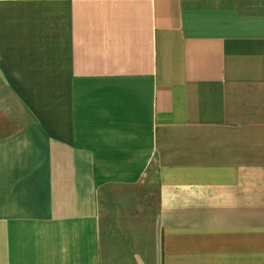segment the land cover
Masks as SVG:
<instances>
[{
	"label": "crops",
	"instance_id": "0c3cea01",
	"mask_svg": "<svg viewBox=\"0 0 264 264\" xmlns=\"http://www.w3.org/2000/svg\"><path fill=\"white\" fill-rule=\"evenodd\" d=\"M0 264H264V0H0Z\"/></svg>",
	"mask_w": 264,
	"mask_h": 264
}]
</instances>
